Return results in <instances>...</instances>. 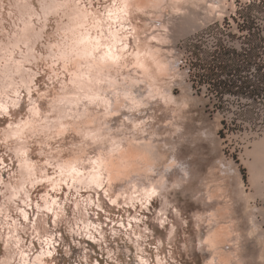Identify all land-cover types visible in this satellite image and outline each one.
I'll list each match as a JSON object with an SVG mask.
<instances>
[{"label": "rangeland", "instance_id": "obj_1", "mask_svg": "<svg viewBox=\"0 0 264 264\" xmlns=\"http://www.w3.org/2000/svg\"><path fill=\"white\" fill-rule=\"evenodd\" d=\"M31 1L39 8L38 0ZM110 1L71 0L70 5L73 8L72 5L87 4L88 7L104 10ZM1 3L5 5L2 7L5 28L3 31L0 22V39L3 38V42H6L7 31L9 30V34L13 32V28H9L13 20L7 14L12 8H9V0L0 2V6ZM226 5L227 12L219 13V17H213L214 20L208 23L206 22L209 20L205 22L200 17L192 24L184 23L181 15L172 14L168 9L166 13L172 14V17L168 14L163 16L170 26L172 24L174 41L171 46L178 48L174 53L179 54L180 71L189 74L185 80L190 85L188 91L179 83L173 84L174 95L179 98V103L186 98V104L180 103L173 114L156 108L151 110L153 113L157 111L159 117L154 123H159L156 126L161 128L156 138L161 149L160 155L154 158L152 155V158L162 160L161 168L173 165L170 178L174 177L173 175L183 178L179 167L187 170L188 174L183 178L182 187L169 190L171 205L168 204V209L164 212L168 224L160 226L158 214L161 206L166 210L165 200L163 197H155L152 210L146 214L147 223L143 228L140 226L143 234L141 246L145 249L141 254L139 248L126 235L127 232L120 227L122 221L129 219L131 203L112 205L103 192V186L99 190L103 207L95 205V200V204L87 209V213L95 224L101 223L98 227L101 229V225L103 226L105 239L93 228V239H89L87 235L83 237L73 234L74 230H70V225H73L75 213L74 196L71 194L75 192H70L67 198L71 199L65 201L69 187L64 184L63 188H67V191L63 192L61 200L66 202V215L60 217L62 220L58 224H55L52 213L48 218L47 226L59 239L53 255L45 257L48 264H93L95 260H99L100 264H142L139 254L149 258V264H160L157 256L163 257V264H264V178H261L264 177V0H228ZM50 17L42 38L36 44L37 59L31 61L33 64L26 62L24 65L26 70L36 73L31 96L41 98L43 106H46L52 95H56L59 86L63 88V84L69 87L73 84L69 82L68 74L65 83H59V77L51 73V66L57 65L50 64V58L45 59L46 49L56 47L57 42L61 41L57 29L60 16L51 14ZM63 18L64 22H67L68 19ZM60 21L61 19L59 23ZM33 22L41 26L36 17ZM137 23L144 25L145 21L138 19ZM22 48L25 49L23 44ZM229 84H236L238 87L227 90ZM62 91L63 89H60V92ZM20 97L19 106H11L9 114L0 115V176L9 180L10 173L17 169L19 161L12 156L13 151L10 148L20 146L24 140L27 153L37 166L39 174L41 175L45 168L52 177H56L58 167L53 165L55 163L52 160L48 161L49 156L61 155L64 160L70 157V148L81 136V131L73 129L58 138L52 135L47 140L45 132H48V129L37 128L26 137L13 135L9 140H5L1 136L2 131L17 126L18 120L25 119L29 114L31 104L28 91L21 90ZM151 112L149 110V113ZM146 114L145 111L143 115ZM121 118H124V115ZM118 122V119L111 120L113 126ZM82 138L85 137H80ZM60 140L64 145L60 146ZM50 183L41 179L33 185L35 188H30L33 190V202L41 201L38 188H44L47 192ZM79 194L82 198L88 194H92L93 198L97 196L94 190L87 189H82ZM54 196L59 199L61 192L57 191ZM13 204L26 208L31 221L36 218L35 206L31 205L33 209L28 205L22 206L19 197L15 198ZM174 208H177V212ZM19 214L13 207L10 218L0 214L3 221L0 223V231L6 233L13 219H18L20 227H23L26 222L18 216ZM6 219L10 221L9 225L5 223ZM195 220H198L197 223ZM172 224L175 226V232L170 234L173 230ZM112 225L113 228H121L122 233H111L109 227ZM134 226L136 224H133L132 228ZM217 227L225 230L219 239L213 236V230ZM57 229L62 230L61 237ZM131 229L127 228L129 232L133 231ZM30 230L31 228L29 233H26L20 229V235L25 245L24 254L30 256L32 261L38 252L39 241L37 237L30 235ZM139 232L131 238L135 240ZM32 239L35 244L33 248ZM160 241L163 242L162 246H159ZM4 252L5 242L0 238V259L3 258ZM19 257L17 255L12 264H24Z\"/></svg>", "mask_w": 264, "mask_h": 264}, {"label": "bare ground", "instance_id": "obj_2", "mask_svg": "<svg viewBox=\"0 0 264 264\" xmlns=\"http://www.w3.org/2000/svg\"><path fill=\"white\" fill-rule=\"evenodd\" d=\"M38 1L39 8L35 7L31 0H13L12 4L9 0V8L12 10H9L7 14L13 20L9 26L13 28V32L9 34V30L7 31L6 42H3V38L0 39V115L9 114L11 106L20 105V94L23 89L29 93L31 107L25 119H19L17 126L4 129L1 136L5 140H9L13 135L26 137L37 128L48 129V132H45L47 140L52 135L58 138L73 129L81 131L79 132L81 136L74 141L73 147L70 148L71 156L67 159L64 160L61 155L49 156L48 161L52 160L55 164H51L58 167L56 177H52V174L44 170L45 168L44 172L39 174L37 166L33 164L27 153L24 140L23 142L20 140L22 142L20 146L15 145L10 148L13 151L12 156L19 162H17V169L10 173L9 180L0 176L2 184L0 214L10 218L13 207L20 212L18 216H21L26 223L20 227L18 219H13L6 233L0 231V238L5 242V252L0 259V264H12L17 255L24 264H48L41 242L45 238L55 236L51 228L47 226L48 218L52 213L55 224H58L62 220L60 217L65 214L66 202H63L61 197L49 198L48 191L41 194V201L33 202L31 196L33 190L30 188H35L33 185L41 179L52 182L51 178H54L58 186L61 180L66 181L69 192L65 194V201L71 199L67 198L70 192H75L71 194L74 196L75 217L70 230L72 232L74 230L73 234L83 237L87 235L94 238L93 228L98 230L105 239L103 226L101 225V229L98 227L101 223L95 224L87 213V209L93 207L95 200H97L95 205L103 207L99 192L103 186H105L103 192L110 200L123 201L126 196L127 200L124 202L131 204L136 192L142 193L145 190L155 189L156 197H163L165 200L166 210L161 206L163 210L160 208V212L167 211L168 204L171 205L168 198L170 188L182 187L183 178L185 179L188 174L187 170L179 167L183 178L176 177L177 175L173 173L175 178H170L173 165L161 168L162 160L153 159L160 155L161 149L156 138L161 128L156 126L159 123H154V120L159 117L156 114L157 111L153 113L151 110L156 108V110H164L167 114H173L178 105L184 104L186 99L183 98L179 103V98L174 95L173 84L179 83L188 91L190 85L185 80L186 75L189 74L180 71L179 54L174 53L178 48L171 46L174 41L171 33L172 24L170 26L163 16L168 14L166 13L168 9L172 14L181 15L184 23L192 24L197 17L205 22L209 20L206 22L208 23L214 20L213 17H219V13L227 12L226 1L228 0H111L104 10L88 7L87 4L72 5L74 7L71 8V0ZM3 6L5 5L1 3L0 22L4 31ZM51 14L60 16L61 23L58 19L57 29L60 32L61 41L57 42L56 47L46 49L45 59L50 58V64L57 65L51 66V73L59 77V83H65L68 74L69 82L73 84L70 87L65 84L63 88L59 86L56 95H52L46 106H43L41 98L31 96L36 73L26 70L24 65L26 62L37 59L36 44L42 38ZM34 17L41 26H37L36 20L33 22ZM63 17L68 19L67 22H64ZM138 19L144 20V25L138 24ZM174 27L173 25L172 28ZM22 44L25 49L22 48ZM55 87L57 88V85ZM60 89L63 91L60 92ZM145 111L146 116L143 115ZM116 113L124 115V118H118L120 122L113 126L111 120ZM85 122L89 123L85 124ZM82 136L85 138L80 139ZM61 145H64L62 140H60ZM92 161H102L98 173L93 172ZM97 181L102 182L100 187L96 186ZM82 189L94 190L97 196L93 198L92 194H88L82 198L79 194ZM16 197L22 201V206H35L37 216L33 221L30 220L31 216L26 208H19V204H13ZM33 206H31L32 209ZM174 209L177 212V208ZM2 222L0 215V223ZM9 222L8 219L5 220L8 225ZM29 228H31L30 235L37 237L41 249L32 261L30 256L24 254L25 245L20 235V229L29 233ZM127 228V226L123 228L127 232L126 235L143 254L145 249L141 246L143 234L140 225L136 224L134 228H129L133 230L131 232ZM171 228L173 230L170 234H173L175 226L172 224ZM146 229L149 228L146 227ZM109 230L115 234L122 233L121 228H113V225L109 227ZM137 231H140L138 237L133 240L131 236L136 235ZM213 231L215 238L222 237L221 233L225 232L218 227ZM162 244L163 242L160 241L159 246ZM31 245L32 248L35 246L33 239ZM51 251L49 256L53 255L55 247ZM141 254L138 256L142 264L144 261L149 264V258ZM84 256L87 261V254ZM157 260L160 264L164 262L162 256H157ZM93 264H98L97 260Z\"/></svg>", "mask_w": 264, "mask_h": 264}, {"label": "snow or ice", "instance_id": "obj_3", "mask_svg": "<svg viewBox=\"0 0 264 264\" xmlns=\"http://www.w3.org/2000/svg\"><path fill=\"white\" fill-rule=\"evenodd\" d=\"M121 117L120 113H116L115 116L113 117V119H118ZM119 131V129H117ZM102 164V161H92V165H93V172L94 173H98V171L100 170V165ZM63 174V173H61ZM52 182L49 185L48 188V193L50 194L49 198H51L52 196L55 195V193L57 191L61 192V198H63V192L67 191V188H63L61 186H63L66 181L61 180L60 181V186H58L55 182H54V178H51ZM101 181H97L96 186L100 187L101 185ZM39 192L43 195L45 190L44 188H38ZM95 196V194H93ZM157 196V192L155 189H151V190H145L142 193L141 192H136L134 194L133 197V203L129 206V212H130V216L128 221H122L120 224L121 228H124L125 225L128 228H132L133 224H138L140 225L142 228L145 226V224L147 223V213L150 212L152 210V204H153V198ZM127 200V197H124L123 201H118L116 199H111L110 203L114 206H117V204H124V201ZM53 203H55V200H53ZM49 211H51V209H49ZM28 218V217H25ZM158 220L160 222V226L163 227L165 224H168V220L167 217L164 214V211H161L158 214ZM57 231L60 233V237L62 236V230L61 229H57ZM89 239H93V237L89 236ZM41 244L44 246V256H49L50 253H52L51 249L53 247H57L59 244V239L56 236H52V237H48L45 238ZM38 251H41L40 248H38ZM98 264H100V261L98 260ZM143 264H147L146 261L143 262Z\"/></svg>", "mask_w": 264, "mask_h": 264}, {"label": "trees", "instance_id": "obj_4", "mask_svg": "<svg viewBox=\"0 0 264 264\" xmlns=\"http://www.w3.org/2000/svg\"><path fill=\"white\" fill-rule=\"evenodd\" d=\"M235 87H238V86H237L236 84H229L227 90H231V89H233V88H235ZM246 88H248V87H246ZM250 91H253V90L250 89Z\"/></svg>", "mask_w": 264, "mask_h": 264}]
</instances>
